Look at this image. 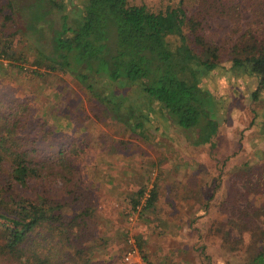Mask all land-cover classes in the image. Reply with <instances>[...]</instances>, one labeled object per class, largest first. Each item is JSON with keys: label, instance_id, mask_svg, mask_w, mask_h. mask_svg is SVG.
I'll return each mask as SVG.
<instances>
[{"label": "rangeland", "instance_id": "obj_1", "mask_svg": "<svg viewBox=\"0 0 264 264\" xmlns=\"http://www.w3.org/2000/svg\"><path fill=\"white\" fill-rule=\"evenodd\" d=\"M31 1L18 0L20 5ZM130 1L146 3L152 9L162 8L166 2ZM186 2L201 18L200 31L206 41L218 47L225 67L203 79L220 106L218 128L208 143L192 145L187 130L162 121L154 110L147 124L151 136L142 140L113 122L103 106L69 75L41 69L40 76L32 72L35 67L29 63L21 64L26 68L21 70L0 58V112L15 113L19 143L35 141L43 157L65 151L77 163L78 192L85 197L91 194L96 201H89L94 209L81 230L83 237L69 243L56 264H121L130 199L148 185L156 190L157 198L153 207L142 209L141 216L149 210L153 218L160 211L180 213L186 224V242L179 252L167 249L164 253L153 243L160 234L159 225L153 218L152 222L139 221L136 235L149 264H248L264 239V100L252 101L255 81L251 76L226 71L235 45L264 44V0ZM5 4L6 0H0V9L4 10ZM4 13L0 12V40L13 30L11 24H4ZM124 84L116 90L137 94ZM144 107L148 110L142 100L135 104L137 113ZM51 185L53 199L64 206L61 212H75L62 181ZM15 188L33 195L31 187ZM243 225H249L250 230ZM88 231L93 239H88ZM148 234L154 237L151 235L147 247L142 238ZM165 244L172 242L166 239ZM151 257L156 258L150 261Z\"/></svg>", "mask_w": 264, "mask_h": 264}, {"label": "trees", "instance_id": "obj_2", "mask_svg": "<svg viewBox=\"0 0 264 264\" xmlns=\"http://www.w3.org/2000/svg\"><path fill=\"white\" fill-rule=\"evenodd\" d=\"M186 1L166 0L164 7L152 9L130 0H32L27 5L6 0L0 12L5 11L3 22L13 30L1 37L0 58L21 70L26 69L21 64L29 63L40 76L41 69L69 75L113 122L142 140L149 138L147 124L154 110L162 121L187 130L192 145L208 143L218 128L220 106L203 79L225 67ZM233 50L226 71L251 76L252 101L264 100V44L235 45ZM124 83L137 94L116 90ZM140 100L148 110L137 113ZM261 118L264 128V112ZM17 128L12 110L0 112V264H56L61 251L83 237L81 230L94 209L89 201H96L78 192L77 163L65 151L43 157L35 141L19 143ZM58 179L72 196L73 213H62L63 204L53 199L51 184ZM17 185L33 188V195L16 192ZM144 190L139 188L130 199V209ZM156 196L151 189L146 207ZM88 239H93L90 231ZM255 250L248 264H264V239Z\"/></svg>", "mask_w": 264, "mask_h": 264}, {"label": "crops", "instance_id": "obj_3", "mask_svg": "<svg viewBox=\"0 0 264 264\" xmlns=\"http://www.w3.org/2000/svg\"><path fill=\"white\" fill-rule=\"evenodd\" d=\"M156 198H157V196H156ZM155 201H156V199H155ZM154 202L151 204V206H149L147 208L149 209V208L153 207ZM146 212L142 216H141V212H140L138 221L136 223H134V224L132 223L131 224L130 222H128L129 228L125 231V234H124L125 237H126V233L129 231L135 237V239L137 241V245H138L139 251H140V256L145 260L143 254L141 253V248L143 250L145 248L140 245V243H139L140 239H138L139 237H138V235H136L137 234L136 230L138 229L137 225H138V223H139V221L141 219H142V221L146 220V221H150V222H152L154 220L153 223L155 222L156 225H159L160 234L153 241V243L158 245L159 249H161L164 253L166 252L167 249H169V250L172 249L175 252H179L178 251L179 246L181 244L183 246V244L186 242V241H184L186 239L185 236H184L185 235L184 225L186 226V224L184 222L185 219L182 220L183 217L181 216V214L180 213H177V214L174 213V214L171 215V212L160 211V214H158V215L155 214V216H154L155 218H153V216H152L153 211L152 210H149V211H146ZM152 218H153V220L151 221ZM142 224L143 223L141 222V225ZM181 226H183V228H181ZM133 228L135 229V232H133ZM151 235H152V237H154V234H151ZM151 235L148 234L147 237L145 236L146 238L145 237L142 238L143 242L146 241L145 245H147V247L149 246V240L151 238ZM166 239L168 240V242L171 241L172 244L166 245L165 244ZM125 246H127V245H125ZM182 248H184V247H182ZM152 258H156V257H151L150 261H152L151 260Z\"/></svg>", "mask_w": 264, "mask_h": 264}, {"label": "built area", "instance_id": "obj_4", "mask_svg": "<svg viewBox=\"0 0 264 264\" xmlns=\"http://www.w3.org/2000/svg\"><path fill=\"white\" fill-rule=\"evenodd\" d=\"M153 187L149 185L144 190L142 196L140 197L139 203L134 209H130L127 212V221L131 224L138 221L140 212L147 205V200L150 197V192ZM125 242L127 248L122 256L121 264H148L141 256L137 245V241L131 232L126 233Z\"/></svg>", "mask_w": 264, "mask_h": 264}]
</instances>
